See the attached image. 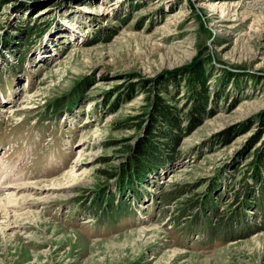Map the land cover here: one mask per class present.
<instances>
[{
    "label": "rangeland",
    "instance_id": "374dc122",
    "mask_svg": "<svg viewBox=\"0 0 264 264\" xmlns=\"http://www.w3.org/2000/svg\"><path fill=\"white\" fill-rule=\"evenodd\" d=\"M152 93L175 108L167 137ZM149 139L176 160L131 186ZM258 148L264 0H0V264H264L252 210L257 229L228 241L178 213L213 185L222 215L258 191Z\"/></svg>",
    "mask_w": 264,
    "mask_h": 264
},
{
    "label": "trees",
    "instance_id": "16d2710c",
    "mask_svg": "<svg viewBox=\"0 0 264 264\" xmlns=\"http://www.w3.org/2000/svg\"><path fill=\"white\" fill-rule=\"evenodd\" d=\"M198 69L199 70L197 71H193L191 74V78L189 77L188 79V85L191 86L192 82H195L199 85L198 90L193 91L194 88L192 87V89L188 91L189 94H191V97L197 96L199 93H201L200 88L202 89V87H205L207 76L204 75L203 69L201 67H199ZM151 96L152 97L147 104L149 110L147 111L146 115H148L147 117L149 119L151 118L150 125L158 127L159 136L167 137L168 130L169 132L173 130L171 128V125L176 123L177 115L176 113H173L175 108H170L162 97H159L154 93H152ZM131 98L132 93L129 91V93L125 95L124 101ZM68 102H70V105L72 104L70 100ZM51 108H53V110H51L52 112H58L56 107L51 106ZM199 109L201 108H198L196 112H198ZM200 113H202V110L200 111ZM139 115H143V113ZM184 116H188V114L185 113ZM195 118L197 119V117ZM176 134L178 133L176 132ZM170 140L171 138H168L167 143L165 144H168V142L172 144ZM174 143L175 142L173 141V144ZM154 145H156V143L149 139L144 143V145L142 144L140 147H133L132 151H136L137 153L135 155L136 158H131L129 164L125 167L126 175L124 174L125 177H127L126 182L131 183V186L134 184V179H136H130L132 178L131 175H133L135 171L138 181L139 183H141L142 180L146 179L149 173H156V171L163 169L166 163L176 160V158L174 159V157L169 156L167 153H164L162 156H160L159 152H162L164 148L159 149L156 147L154 149ZM144 150H146L148 154L155 155V159H146ZM253 156L254 157L251 160L252 164L255 163L256 170H261L262 172L264 170V153L261 148L256 149ZM135 162L136 167L138 166V168L134 166ZM259 174V172L253 173L251 177V181L255 183V187L258 188L256 190L258 191H255V189L249 190L250 185L246 183L242 187L241 191L236 193L233 199L231 197H225L224 200H227V202L222 203L226 205V211L223 212V215L219 212L218 209L219 207H221V205L218 206L217 204L218 201L222 200L223 195L222 193L219 195H215L217 191L216 185H213L212 187L210 186L206 193H204L203 198L200 202L193 201L191 202L192 205L189 204V208L183 207L178 211V213L181 214V218L184 216H189V220H187V222L184 224L194 225L196 229L201 228L205 233V237L207 240L221 239L223 241H228L229 238H238L239 235L242 237L246 234V232H252L256 230L257 224H254L255 222L253 220H250L249 214L251 213H249V210L253 211V218L251 219H254L255 216L259 215L260 221L264 224V180L260 178ZM262 174L264 176V173ZM117 186H120L119 188L121 190L123 186L126 185H123L122 181L120 180L117 183ZM130 188L132 187L129 186V191ZM237 204H239L238 207H236Z\"/></svg>",
    "mask_w": 264,
    "mask_h": 264
},
{
    "label": "bare ground",
    "instance_id": "6f19581e",
    "mask_svg": "<svg viewBox=\"0 0 264 264\" xmlns=\"http://www.w3.org/2000/svg\"><path fill=\"white\" fill-rule=\"evenodd\" d=\"M69 173H65L64 175H63V177L65 178V179H70V180H76L78 177H79V174H76V175H74V174H72V173H70L69 175H68ZM59 181V179H57V182ZM45 184H47V183H45ZM45 193V192H44ZM47 193V192H46ZM29 194H31V193H29ZM46 195V194H45ZM26 197H31V195H27ZM45 198H49V197H47V196H44ZM2 212V211H1ZM7 216H6V219H8V217L10 216L8 213H5ZM29 214V213H28ZM30 215H31V213H30ZM39 220H41L42 221V218H39ZM7 221H9V220H6V222ZM47 222V221H46ZM10 223V222H9ZM8 224V223H7ZM5 225V224H4ZM152 228V227H151ZM149 230V229H148ZM146 230H141V232H145ZM140 232V233H141ZM148 232V231H147ZM73 233H75L74 231H73ZM133 233V232H132ZM134 234V233H133ZM63 235V234H62ZM66 235V234H65ZM64 236V235H63ZM67 240V239H66Z\"/></svg>",
    "mask_w": 264,
    "mask_h": 264
}]
</instances>
